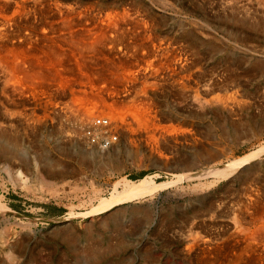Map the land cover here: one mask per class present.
<instances>
[{
    "label": "rangeland",
    "instance_id": "rangeland-1",
    "mask_svg": "<svg viewBox=\"0 0 264 264\" xmlns=\"http://www.w3.org/2000/svg\"><path fill=\"white\" fill-rule=\"evenodd\" d=\"M59 1L76 2L96 14L137 10L146 20L154 22L157 37L165 44H173L183 55L184 62L180 66L187 64L188 73L183 75H190V78L186 86L181 87L178 79L159 76L155 92L147 90L158 119L150 130L159 135L152 138L149 132L139 133L135 129L114 133L119 135L116 143L119 150L107 160L88 156L92 147L84 137L87 132L74 124L73 116L64 115L65 122L63 115H51L52 103L57 102L60 108H64V104L68 106L72 99L68 91L62 96L56 88L50 86L48 89V80L44 89L32 88L29 96L26 95L29 100L23 104L35 116L24 117L14 129L5 130L7 135L13 134L20 147L0 143V165H3L0 167V264H230L229 260L237 257L243 246L238 231L244 224L238 217L247 214L254 217L255 202L264 203V160L251 164L243 176L237 171L222 179L205 176L197 182H180L153 196L124 203L109 213L92 218L81 216L95 207L100 197L107 199L112 185L123 177L129 182L148 177L156 184L167 183L172 181L174 174L208 171L210 166L242 157L264 143V2L165 0L167 4L162 5L153 3L157 0ZM92 63L93 67L94 64L98 66ZM67 67L58 70H63L62 76L73 81L71 67ZM218 99L225 102H218ZM197 100L208 102L202 111L194 106ZM191 104L195 108L188 106ZM51 118L55 123H50ZM20 174L30 183L29 190L19 188L16 183ZM42 174L45 180L49 178L58 186L57 196L51 198L35 191L37 176ZM196 185L206 186L198 188ZM69 186L72 190L67 189ZM92 250L95 254L90 257ZM248 252L243 254L244 260L247 257V264H256L258 254Z\"/></svg>",
    "mask_w": 264,
    "mask_h": 264
},
{
    "label": "bare ground",
    "instance_id": "bare-ground-1",
    "mask_svg": "<svg viewBox=\"0 0 264 264\" xmlns=\"http://www.w3.org/2000/svg\"><path fill=\"white\" fill-rule=\"evenodd\" d=\"M157 1L158 2H153V3H156V4L161 3L162 5L167 4L165 0H157ZM260 1L264 2V0H260ZM144 3H146V2L144 1ZM86 4H87V2H86ZM231 4H232V2H231ZM141 7H143V6H141ZM167 8H168V6H167ZM139 10H140V8H139ZM148 13H150V12H148ZM154 26L155 25H154L153 21L146 20L145 16H142L137 10H134V9H131V10L130 9H121V10L111 11V12L104 13V14H96L90 8L85 7V6H80V4H76V2L75 3H72L69 1L62 2L59 0H0V115H1L0 116V143L6 144V145L7 144H13V145L16 144L17 145L16 140L12 136L13 134L11 135V132H10V135H7L9 133L6 134L5 130L6 129L7 130L14 129L15 126H17L18 122H20L22 119H24V117H30L31 118L32 116H35L32 114L33 111L29 112L28 110L25 109V107H24L25 105L23 103L25 101L29 100L28 99V96H29L28 92L29 91L31 92V90L33 91L32 88L42 87L44 89L45 87H43V86L45 85V82L47 80H48V82H47L48 84L50 82V85L47 86L48 89L51 86V87H53L54 90H55V88L57 89V93L61 92L60 94H62L63 92L68 91L72 95L71 101L70 102L68 101L69 104L67 103V101L65 102L68 104V106H66L64 103H62V104H64L63 105L64 108H60L61 106L59 104H57V102H55V103L51 102L52 104H54V106H52L50 109L51 115L55 114L54 116L62 117V115L64 116L66 114H70L71 117L73 116V118L76 121V123H74V124H77L76 126H78V128L81 131L83 129V131H85V133L89 131V133L91 135H94V137H105L106 136L107 138H109L110 136H116V134H118L119 132L120 133L124 132L125 129H129V130L135 129L139 133L149 132L150 134H152L151 135L152 138H154L155 135H159L158 132H156L154 135V133H152V130H150L151 126L155 122H158V119L156 118L157 112L155 111L154 102H153L152 98L150 96H148L149 92L147 93V90L150 89V92H152V93L155 92V90L157 88V78L161 75H162V77H166V78L171 79V80H177L178 79L179 80L178 85L181 87H185L186 82L190 78V75L189 74H187L189 76L183 75L184 72L188 73L187 68H186L187 64H185V65L183 64L184 65L183 67L180 66L184 62L183 55L181 56V54L179 53V50L177 51L172 46L173 44H171V43L165 44V42L163 40H161L159 37H157L154 33ZM262 26H264V25H262ZM181 52H183V51H181ZM188 60H187V62H188ZM92 62L98 64V66H96L94 64V67H93L91 65ZM65 64L70 65V67H71L70 71L74 75L73 81L67 77L65 78L64 76H62L63 73H61V72H63V70H61V72L58 70V68L64 69L65 67L68 69L69 67H67V65H65ZM63 65H65L64 68L62 67ZM66 72H68V71L65 70V73ZM71 72H70V74H71ZM191 82H192V80H191ZM48 84H46V85H48ZM100 84H101V86H100ZM151 84H152V86H151ZM128 85H132V86L129 87ZM159 86H161V85H159ZM205 87H207V86H205ZM36 89L37 88H35L34 90H36ZM52 92H53V90H52ZM37 93H38V91H37ZM48 94L53 95V93H48ZM26 95H28V96H26ZM40 96H42V95H40ZM56 96L59 97V95H56ZM62 96H63V94H62ZM64 98H66V96ZM64 98H62V99H64ZM49 99H54V98L50 97ZM65 100H67V98ZM200 100H197L198 102L196 101V104L194 106L195 107L197 106V109L202 111L208 102L206 103V102L200 101ZM217 101L218 102H225L224 99H218ZM214 103H212V104H214ZM35 104H37V103H35ZM42 104L43 103H41L40 105H42ZM188 106L194 107L192 104L188 105ZM188 106H186V107H188ZM218 106H219V104H218ZM37 110H38V108H37ZM46 111L48 112V107H47ZM44 117H46V116H43L41 118H44ZM60 117H58V118H60ZM64 117H65L64 121L66 122V116H64ZM48 118H49V116H48ZM52 119L53 118H51V121H52ZM60 120L57 119V121H60ZM96 120H105L107 123V126L100 127V126L96 125V123H95ZM49 122H50V120H49ZM53 122L54 121H52L50 123L52 124ZM27 123H28V121H27ZM28 124L30 126V123H28ZM47 124L48 123L46 122V125ZM51 124H50V126H51ZM56 124H58V123L56 122ZM21 126H22V124H21ZM59 127H61V125ZM70 127H71V124H70ZM40 128H42V127H40ZM54 129L55 128H53V130ZM64 129H67V128L65 127ZM38 130H40V129H38ZM21 131H22V129H21ZM28 132L29 131H27V133ZM27 133H26V135H27ZM114 133H116V134H114ZM117 136H119V135H117ZM169 136H171V135H169ZM84 137H86V136H84ZM76 138H77V136H76ZM126 138H127V135H125V139ZM61 140L59 142H61ZM69 140H70V138H69ZM116 145L117 144H112L111 147H109L108 149H105V150H103L101 148L97 149V148L92 147L90 149V152H87V154L90 158L93 157V158H96L97 160L98 159L107 160V159L111 158L112 156H114L118 152L119 149L117 148ZM124 145H125V143H124ZM17 146H19V145H17ZM1 148H3V146ZM79 149H82L81 145L79 146ZM86 151H88V150L86 149ZM0 152H1V150H0ZM74 153H75V151H74ZM18 155L20 156V154H18ZM8 158H9V155H8ZM38 158H39V156H38ZM21 160H20V162H21ZM262 160H264V143L259 144L258 148L256 150H254L253 152H250L246 155H243L242 157H239V158L230 160L228 162H225V164H222V162L221 163L219 162L218 164H215L212 167L209 165L210 168L208 169V171L205 170V171L194 172V173L193 172H184V173L182 172L180 174H174V175H172V181L171 182L169 181L167 183L164 182V183L156 184L151 180V178H148V177L143 178V179L139 180L138 182H129L128 180H124V177H123L122 179H120L119 181H116L112 185V187H111L112 192L110 193V196L107 199H104V198L100 199L101 198L100 197L98 200V203L95 207H91L89 211H86L87 213H85L82 216H81V214H82L81 213L80 216L81 217L86 216V217L92 218L93 216H98V215H103V214L109 213L112 210H114L115 208L123 205L124 203H130V202H133L135 200H140L143 197L153 196V194L155 195V193L162 191V190L166 189L167 187H171L172 185L174 186L175 184L180 183V182L186 183V182H190V181H194V180L196 181V180H199L201 178H205V176H213V177H216L217 179L218 178L222 179V178L228 177L231 174H234L237 171H239V174L243 176V174H245V172L247 171L246 168L250 167L251 164L259 163ZM61 161H62V159H61ZM202 163H203V161H202ZM103 164L105 165V163H103ZM19 165L21 166V164H19ZM1 166H3V165H0V167ZM52 167L54 168V166H52ZM172 167H174V166H172ZM4 168L6 169V167H4ZM107 168H109V167H107ZM5 169H3V170H5ZM55 169H56V167H55ZM6 170H8V169H6ZM29 171H31V170H29ZM104 171L105 170H103L102 172H104ZM107 171H108V169H107ZM64 172H66V171H64ZM51 173H53V171H51ZM257 173H258V171H257ZM43 174H42V176H39V175L37 176L38 177V180H37L38 182L36 185L37 190H35L36 188L34 190L39 191L40 193H43V194L44 193L48 194L49 195L48 197L52 196L51 198H53L54 196H57L58 186H56V184L54 182L49 181V178H47L48 181L45 180L46 178L43 177ZM112 174H113V171H112ZM55 175H56V173H55ZM57 176H59V175H57ZM26 177H27V175H26ZM208 179H209V177H208ZM248 180H249V177H248ZM15 181L19 185V188H23L25 190L30 189V186H29L30 183L28 184V181L21 174L18 175V177L15 179ZM62 182H63V180H62ZM213 182L216 183V181H213ZM213 182H211V184ZM10 183H12V182L10 181ZM56 183H58V182H56ZM71 184H68V185L71 186ZM246 184H248V182H246ZM203 185H196V186L198 188L199 187L204 188L206 185L205 186H203ZM70 186L67 189H70ZM75 187H77V186H75ZM119 188H120V190H118ZM176 188H175V190H178ZM179 188L181 189L180 185H179ZM188 188H191V187H188ZM180 189H179V191H180ZM194 189H195V186H194ZM31 190H32V188H31ZM70 190H72V189H70ZM70 190H68V192H70ZM77 190H74V192ZM94 192H96V190L94 191V189H93V193ZM100 193H101V191H100ZM31 194H34V193H31ZM91 194H92V192H91ZM37 195H39V194H37ZM197 195H199V194H197ZM33 196H35V194ZM94 196H95V193H94ZM37 200H39V199H37ZM40 200H42V199H40ZM203 207H205V206L203 205ZM249 210L252 211V209H249ZM254 211H255V215L252 214L254 217H252L248 214L246 217H243L244 215H242L241 218H239L240 216L238 217V219H240L242 221V223L244 224L241 226L240 229H239L240 226L238 227V229H239L238 235L242 236L240 245L243 244V246L240 248V254L237 255V257H235L236 256L235 255L233 259L229 260L230 264H245V263L247 264V262L245 261V260H247L246 259L247 257L244 260L243 254H246V252H248V251H251V254H252V251L254 253L258 254L256 256V259H255L256 264H264V203L255 202ZM1 212H3V211H1ZM246 213H247V210H246ZM68 215H69V213H68ZM78 216H79V213H78ZM70 217H72V215ZM201 217H203V216H201ZM236 221H238V220H236ZM237 226H238V224H237ZM234 229H235V227H234ZM7 231H8V229H7ZM64 231L65 230H63V232ZM61 234H63V233H61ZM72 235H74V234H72ZM62 236H64V234ZM6 237H5V239H6ZM239 238H241V237H239ZM225 243H224V245H225ZM1 244H2V242H1ZM238 245L239 244H237V247H238ZM3 247H4V244H3ZM1 248H2V246H1ZM1 248H0V250H1ZM231 249H229V250H231ZM223 250H225V249H223ZM223 250H221V251H223ZM92 251H90V255H89L90 257H92L95 254L94 251L93 252ZM214 251H212V252L216 253ZM209 252H211V251H209ZM230 253H231V251H230ZM248 253L250 255V252H248ZM11 254L13 255V252ZM203 254L201 256H203ZM206 254H207V252H206ZM210 255H212V253ZM227 255H228V253H227ZM249 255H247V256H249ZM218 257H216V258H218ZM221 259H223V258H221ZM221 259H218V260H221ZM252 260H254V259H252ZM199 263H203V262H199ZM209 263H207V264H209ZM211 263H213V261ZM214 263H215V261H214ZM250 264H251V262H250Z\"/></svg>",
    "mask_w": 264,
    "mask_h": 264
},
{
    "label": "built area",
    "instance_id": "built-area-1",
    "mask_svg": "<svg viewBox=\"0 0 264 264\" xmlns=\"http://www.w3.org/2000/svg\"><path fill=\"white\" fill-rule=\"evenodd\" d=\"M96 125L100 127H105L107 126V123L105 120H96L95 121ZM86 141L87 144L91 147L95 148H101L103 150L108 149L111 147L112 144H116L118 141L117 136H110L109 138L105 137H94V135H91L89 131L86 134Z\"/></svg>",
    "mask_w": 264,
    "mask_h": 264
}]
</instances>
